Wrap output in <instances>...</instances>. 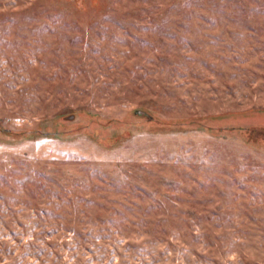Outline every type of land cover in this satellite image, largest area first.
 Listing matches in <instances>:
<instances>
[{"label": "rangeland", "instance_id": "rangeland-1", "mask_svg": "<svg viewBox=\"0 0 264 264\" xmlns=\"http://www.w3.org/2000/svg\"><path fill=\"white\" fill-rule=\"evenodd\" d=\"M0 264H264V0H0Z\"/></svg>", "mask_w": 264, "mask_h": 264}]
</instances>
